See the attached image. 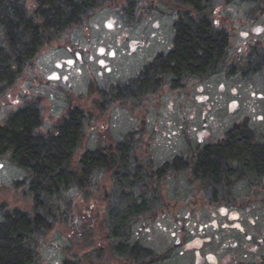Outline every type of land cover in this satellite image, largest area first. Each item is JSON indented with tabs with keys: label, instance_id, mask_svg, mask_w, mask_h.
<instances>
[{
	"label": "rangeland",
	"instance_id": "rangeland-1",
	"mask_svg": "<svg viewBox=\"0 0 264 264\" xmlns=\"http://www.w3.org/2000/svg\"><path fill=\"white\" fill-rule=\"evenodd\" d=\"M176 1L107 0L0 88V128L32 107L42 121L35 133L47 137L72 112L85 114L75 168L86 151L136 134L135 193L145 181L158 191L156 210L132 225L126 241L128 253L138 246L150 256L124 258L106 238L100 224L118 193L108 180L89 199L69 193L73 212L37 241V264H264V189L240 201L250 189L239 185L234 200H221L192 184L189 169L199 146L219 143L235 123L264 142V2L215 0L211 21L228 42L222 63L211 75L176 82L148 70L174 48ZM166 164L172 168L161 180L151 177ZM32 179L10 153L0 158V224L15 213L33 217Z\"/></svg>",
	"mask_w": 264,
	"mask_h": 264
},
{
	"label": "trees",
	"instance_id": "trees-1",
	"mask_svg": "<svg viewBox=\"0 0 264 264\" xmlns=\"http://www.w3.org/2000/svg\"><path fill=\"white\" fill-rule=\"evenodd\" d=\"M33 2L37 13L29 14L25 0H0L2 89L11 87L39 50L80 26L104 2L107 3V0ZM214 2L215 0L174 2L179 17L174 48L168 55L152 60L149 68L147 67L159 80L173 77L174 81L179 82L198 75L208 76L222 63L228 42L225 34L218 33L211 21ZM39 112L37 108H24L15 113L4 128H0V158L5 153H10L12 161L32 175L30 191L34 198L32 218L26 214L15 213L0 224V264H37V241L57 222H64L67 217L66 222L73 212V201L69 198V193L75 191L84 199H89L96 192L102 193L103 185L108 180H114L118 193L117 201L108 208V213L106 212L100 224L106 238L112 239L115 252L124 258L129 255L135 261L140 256H150L149 251L138 246H134L128 253L129 246H126L132 225L141 217L154 212L158 201V191L156 188L154 191L149 190L151 186L147 181L141 187L140 195L135 193L141 179L139 173L132 172L135 170L132 169L133 166L137 164L134 152L138 140L136 134L129 133L121 142L86 151L75 168L73 158L85 138V126L89 124L85 120V114L72 112L69 119L57 128L56 133L45 137L35 133L42 124ZM245 147V138L235 133L227 143L224 153L220 152L221 157L239 156ZM194 158L189 164L191 173L193 166H196L198 174L206 173L210 169L216 172L215 161L220 160L219 157L211 154L205 156L198 150ZM253 160L261 166L264 165V150L254 151ZM170 165L174 166V163ZM172 166L164 165L151 177H159L161 180L165 171ZM194 177L201 179L196 174L193 175V180ZM64 264L75 263L66 260ZM139 264H144V261Z\"/></svg>",
	"mask_w": 264,
	"mask_h": 264
},
{
	"label": "flooded vegetation",
	"instance_id": "flooded-vegetation-1",
	"mask_svg": "<svg viewBox=\"0 0 264 264\" xmlns=\"http://www.w3.org/2000/svg\"><path fill=\"white\" fill-rule=\"evenodd\" d=\"M160 56L164 57L166 55H157L153 58V60L157 59ZM235 133H239L246 140V147L244 152L236 157H221V153H224L227 143L230 141L231 136ZM252 136L253 134L248 133L245 125L244 128H241V124L235 123V126H233L223 136L219 143L202 144V146H199L201 148H199V151L203 152L205 156L206 154H211V156L213 157H219L220 160L215 161L217 165L216 172L213 169H210L209 171H206V173L198 174L196 172V166L195 168L193 166L192 170L194 174L191 173V183L194 184L193 182H198L204 184L205 186H207V190H211L213 195H218L217 198H220L221 200H234L236 198V188L239 185L243 184H247L250 190L248 191V194L246 196L244 195L247 192L239 198L240 201H247L253 196H256V194H258L257 192L264 189L261 187H264V165L261 166L254 162L253 152L258 149L264 150V142L254 143L255 139ZM195 174L198 177H201V179L199 180L194 177L193 180V175Z\"/></svg>",
	"mask_w": 264,
	"mask_h": 264
}]
</instances>
